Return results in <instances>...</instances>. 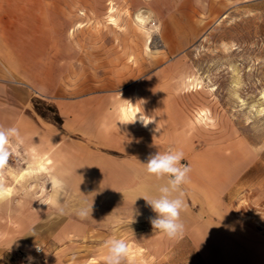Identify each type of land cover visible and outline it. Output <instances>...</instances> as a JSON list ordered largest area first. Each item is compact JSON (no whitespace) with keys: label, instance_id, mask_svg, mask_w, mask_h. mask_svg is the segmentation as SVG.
Instances as JSON below:
<instances>
[{"label":"crops","instance_id":"crops-1","mask_svg":"<svg viewBox=\"0 0 264 264\" xmlns=\"http://www.w3.org/2000/svg\"><path fill=\"white\" fill-rule=\"evenodd\" d=\"M153 1L167 7L161 34L180 48L229 10L260 0ZM68 6L69 0H0V126L21 136L7 146L16 170L8 182L17 190L0 213L11 215L8 245L41 247L18 264H104L110 238L128 242L123 264L192 263L195 255L203 264H264V143L237 136L198 144L163 95L149 113L145 79L85 77L69 59L77 49L69 46ZM35 98L54 104L61 124L42 117ZM124 100L152 122L120 123L116 109ZM169 149L182 151L181 163L191 167L183 185L184 232L175 239L153 229L156 214L141 197L164 182L142 163ZM249 171L250 223L227 200L247 184ZM82 206L89 208L84 219L76 214Z\"/></svg>","mask_w":264,"mask_h":264},{"label":"rangeland","instance_id":"rangeland-1","mask_svg":"<svg viewBox=\"0 0 264 264\" xmlns=\"http://www.w3.org/2000/svg\"><path fill=\"white\" fill-rule=\"evenodd\" d=\"M161 4L69 0V46L77 49L69 59L77 60L85 77L115 79L116 84L145 79L149 113L157 110V95H163L185 116L198 144L237 136L264 143V0L229 10L180 48H170V40L161 34L160 14L167 11ZM15 171L11 160L0 169V208L11 204L7 196L17 190L8 182ZM251 173L244 187L239 184L227 194L237 217L249 223ZM26 188L20 184L21 190ZM10 219L0 213V264H18L37 253L35 247L8 245ZM194 258L180 264H203L198 255Z\"/></svg>","mask_w":264,"mask_h":264},{"label":"clouds","instance_id":"clouds-1","mask_svg":"<svg viewBox=\"0 0 264 264\" xmlns=\"http://www.w3.org/2000/svg\"><path fill=\"white\" fill-rule=\"evenodd\" d=\"M124 101L125 103L117 106L116 109L120 123L135 124L140 122L144 127H147L152 122L144 111L140 112L136 109L137 103L134 105L130 100ZM13 139L17 141L21 139L19 130L16 127L4 128L0 126V169L8 164L10 152L7 146ZM183 159L182 151L169 149L165 152L157 151L155 154H150L147 162L142 163L147 175L164 181L155 187L153 194L141 197L156 214L150 218L153 229L169 239L181 236L185 227L181 220V214L185 209L183 185L190 182L191 167L189 164L181 163ZM2 196L3 190L0 189V197ZM60 212L63 214L64 209L61 208ZM76 214L81 219L87 218L89 208L82 206ZM104 246L107 249L104 264H123L129 256V245L124 239L110 238L105 241ZM40 250L41 248L38 247L37 251ZM28 259L32 261L33 258L29 257Z\"/></svg>","mask_w":264,"mask_h":264},{"label":"trees","instance_id":"trees-1","mask_svg":"<svg viewBox=\"0 0 264 264\" xmlns=\"http://www.w3.org/2000/svg\"><path fill=\"white\" fill-rule=\"evenodd\" d=\"M34 109L44 118L51 120L55 124H61L62 119L58 114L57 108L52 103L35 98L33 100Z\"/></svg>","mask_w":264,"mask_h":264},{"label":"built area","instance_id":"built-area-1","mask_svg":"<svg viewBox=\"0 0 264 264\" xmlns=\"http://www.w3.org/2000/svg\"><path fill=\"white\" fill-rule=\"evenodd\" d=\"M38 247H39V248H41L40 246H36V248H35V249H36V251H37V248H38ZM40 251H41V250H40ZM40 251H38V252H40Z\"/></svg>","mask_w":264,"mask_h":264}]
</instances>
